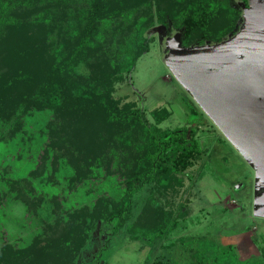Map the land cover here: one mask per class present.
<instances>
[{"label": "trees", "instance_id": "16d2710c", "mask_svg": "<svg viewBox=\"0 0 264 264\" xmlns=\"http://www.w3.org/2000/svg\"><path fill=\"white\" fill-rule=\"evenodd\" d=\"M153 16L160 23L181 26L184 45L219 41L233 33L240 20L239 10L227 0H0V60L16 61L6 64L5 74L1 66L0 75L6 79V88L16 85L14 90L19 87L22 92L11 111L0 112V142H10L22 133L27 136L26 115L49 112L42 149L51 150V162L56 154L68 153L73 172L66 178V186L72 189L78 182L96 178L114 185L110 192H99L90 206H83L85 211L68 206L64 197L51 195L56 224H47L51 230L44 229L25 247L3 241L0 264H77L78 254L92 240L97 224L106 239L123 230L130 239L150 248L158 243L167 253L148 262L151 264H264V246L254 257L241 256L234 244L222 245L202 235H184L160 244L189 213L172 198L183 187H190L185 186L184 173L204 154L196 129H162L156 123L167 112L151 111L155 121L151 123L141 110L128 104L119 108L102 96L110 89L112 69L130 75L137 58L147 50L142 33ZM14 37L20 49L10 45ZM5 43L8 48L3 47ZM20 58L23 64L36 61V70L23 71L18 66ZM86 111L93 112L86 126L93 129L97 143L94 148L86 146L87 156L90 153L95 162L89 168L74 161L78 150L65 134L71 117ZM106 121L107 126L102 124ZM98 127H113V132ZM117 142L122 145L117 147ZM118 148H125L130 157L114 154ZM0 179L11 196L13 185L28 181L25 176L0 175ZM145 188L147 198L136 205V195ZM103 249L84 264H105L100 262ZM21 252L26 254L22 257ZM35 258L37 263L30 261Z\"/></svg>", "mask_w": 264, "mask_h": 264}, {"label": "rangeland", "instance_id": "374dc122", "mask_svg": "<svg viewBox=\"0 0 264 264\" xmlns=\"http://www.w3.org/2000/svg\"><path fill=\"white\" fill-rule=\"evenodd\" d=\"M227 1L231 7L238 8L239 0ZM152 8L154 10V5ZM175 33L181 38L182 27L171 21L160 23L153 16V22L142 33L147 39V50L137 58L130 75L112 69L108 74L110 89L102 95L103 99H109H106V102H116L119 108L125 104L137 108L151 123H155L151 111L167 112V116L156 123L162 129L176 127L196 129V138L204 154L184 173L185 186L190 187H183L172 198L174 203L184 204L189 213L168 239L161 241L160 244L166 245L169 241L177 240L184 235H202L222 245H236L241 256L256 257L261 253L260 247L264 246V214L258 213V205L254 203L255 170L195 104L164 63V58L169 53L168 40ZM10 40V45L20 49L17 38ZM5 45L9 47L6 43L3 47ZM181 45L191 44L184 45L181 39ZM23 55L27 59L29 52ZM2 59L0 67L2 66L5 74L8 72L7 65H15L16 61L11 58ZM35 62L32 59L23 64L20 58L18 66L25 68L23 69L25 72L35 71ZM11 73L13 74L12 71ZM1 76L3 75H0V95H5L0 97L2 113L3 110L11 111L14 100L22 92L18 86L17 90H14L16 87L14 84L10 89L6 88V79ZM191 109L194 112H191ZM92 113L78 112L71 117L65 133L78 150L75 152L79 156L74 161L83 168L95 165L93 157L90 153L88 157L86 150V146L91 145L92 148L97 146L91 132L93 129L86 126ZM48 117L49 112L43 111L26 115L30 126L26 125L27 136L22 133L10 142H0V175L25 176L30 181H20L13 185L12 189L16 193L13 192L14 195L11 196L6 194L9 191L6 182L0 179V244L7 241L25 247L35 242L38 234L44 229L49 232L51 228L47 229V224L53 225L58 221L56 208L53 209L54 204L49 199L51 195L64 197L68 206L82 207L85 211L87 208L83 206H90L99 192H110L114 189L113 183L101 181L99 178L78 182L72 189L66 186V178L73 172L72 165L67 162L65 155L67 152L56 154L51 162V150L46 147L42 149L45 141V133L42 130ZM102 124L107 126L108 122ZM112 128L99 129L109 133L113 132ZM119 145L122 143L117 142V147ZM101 147L100 153L103 154L104 145ZM113 152L122 159L130 157L125 148H118ZM128 162L133 163V159H129ZM102 171L99 169L100 175H104ZM112 177L114 180L117 178L116 174ZM148 194V188L141 190L135 197L136 205H140ZM32 197L36 198L33 200ZM157 197L160 202L164 201L162 196ZM91 236L92 240L78 254L77 264L92 260L102 247L104 249L101 251L100 262L105 264H151L148 262L158 258L161 253L164 255L167 253L163 247L158 246V243L155 248H150L130 239L123 230L106 239V235L99 230V224ZM20 254L23 257L26 253ZM30 261L37 263L38 259Z\"/></svg>", "mask_w": 264, "mask_h": 264}, {"label": "water", "instance_id": "95a60500", "mask_svg": "<svg viewBox=\"0 0 264 264\" xmlns=\"http://www.w3.org/2000/svg\"><path fill=\"white\" fill-rule=\"evenodd\" d=\"M239 1L241 25L234 33L189 46L175 33L164 63L254 168L256 191L264 189V0ZM254 203L264 214V191Z\"/></svg>", "mask_w": 264, "mask_h": 264}, {"label": "flooded vegetation", "instance_id": "af4514ba", "mask_svg": "<svg viewBox=\"0 0 264 264\" xmlns=\"http://www.w3.org/2000/svg\"><path fill=\"white\" fill-rule=\"evenodd\" d=\"M244 1V3H245V5L247 6V0H243ZM237 5H238V10H239V15L241 14V12H242V5H241V2L240 1H238L237 2ZM241 19V18H240ZM241 25V21L239 20V22H238V24H237V29H238V27ZM236 29V30H237ZM235 30V31H236ZM234 31V32H235ZM233 32V33H234ZM194 44H197V43H194ZM246 55L245 54H241L239 57H241V58H243V57H245ZM262 101H263V99H262ZM195 102V101H194ZM195 104L200 108V106L195 102ZM260 106L262 107V106H264V103L262 102V104H260ZM201 109V108H200ZM202 110V109H201ZM203 111V110H202ZM204 112V111H203ZM205 113V112H204ZM209 118V117H208ZM210 119V118H209ZM211 120V119H210ZM212 121V120H211ZM214 124V123H213ZM215 125V124H214ZM216 126V125H215ZM219 130V129H218ZM220 131V130H219ZM221 132V131H220ZM245 160V159H244ZM263 191H264V189L263 188H260V189H258L257 190V192L255 191V193L257 194V195H259V194H261V193H263Z\"/></svg>", "mask_w": 264, "mask_h": 264}]
</instances>
